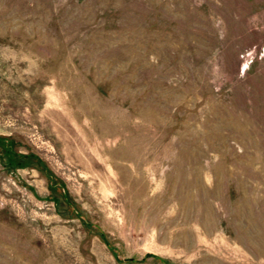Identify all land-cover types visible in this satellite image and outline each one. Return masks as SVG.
Listing matches in <instances>:
<instances>
[{"label": "rangeland", "instance_id": "obj_1", "mask_svg": "<svg viewBox=\"0 0 264 264\" xmlns=\"http://www.w3.org/2000/svg\"><path fill=\"white\" fill-rule=\"evenodd\" d=\"M0 264H264V0H0Z\"/></svg>", "mask_w": 264, "mask_h": 264}, {"label": "bare ground", "instance_id": "obj_2", "mask_svg": "<svg viewBox=\"0 0 264 264\" xmlns=\"http://www.w3.org/2000/svg\"><path fill=\"white\" fill-rule=\"evenodd\" d=\"M46 136V135H45Z\"/></svg>", "mask_w": 264, "mask_h": 264}]
</instances>
